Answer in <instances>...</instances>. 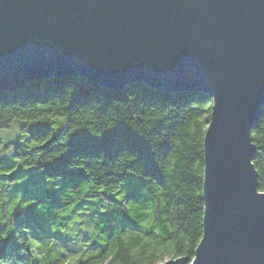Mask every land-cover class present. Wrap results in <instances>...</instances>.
I'll return each instance as SVG.
<instances>
[{
	"label": "trees",
	"instance_id": "1",
	"mask_svg": "<svg viewBox=\"0 0 264 264\" xmlns=\"http://www.w3.org/2000/svg\"><path fill=\"white\" fill-rule=\"evenodd\" d=\"M210 107L199 90L166 92L130 82L117 91L75 75L0 89V129L19 120L34 140L0 146V264L192 259L202 235ZM251 137L264 191V106ZM72 220L88 244L45 246L35 259L23 231L33 223L44 233L46 224Z\"/></svg>",
	"mask_w": 264,
	"mask_h": 264
},
{
	"label": "water",
	"instance_id": "2",
	"mask_svg": "<svg viewBox=\"0 0 264 264\" xmlns=\"http://www.w3.org/2000/svg\"><path fill=\"white\" fill-rule=\"evenodd\" d=\"M69 75L207 94L202 235L159 264H264V0H0V89Z\"/></svg>",
	"mask_w": 264,
	"mask_h": 264
},
{
	"label": "rangeland",
	"instance_id": "3",
	"mask_svg": "<svg viewBox=\"0 0 264 264\" xmlns=\"http://www.w3.org/2000/svg\"><path fill=\"white\" fill-rule=\"evenodd\" d=\"M12 123L13 124L9 126L10 128L0 129V146L6 142L13 141H19L29 145L34 144V140L31 139L30 133L28 131H23V122L15 120ZM55 132H57V129H54L53 133ZM3 154L6 155L7 153L5 152ZM77 221L78 220H72L67 225L52 228L50 227V225L46 224L43 226V229L45 230L44 233H42L40 230H34V226L32 223L30 227L31 230H29L28 232L23 231L25 245L30 249L33 257L36 259L37 250L44 248L45 246H52L57 248L58 250H62L64 248L66 249L67 247H71V245L73 244H77L78 246L82 243L88 244L86 241H83L82 238H80L79 232H77ZM18 244L19 243L15 238V243H13V250L17 248ZM169 258L170 255H165L164 261Z\"/></svg>",
	"mask_w": 264,
	"mask_h": 264
}]
</instances>
